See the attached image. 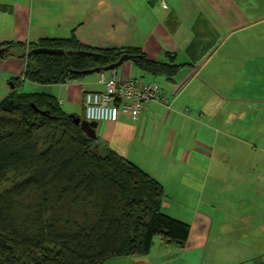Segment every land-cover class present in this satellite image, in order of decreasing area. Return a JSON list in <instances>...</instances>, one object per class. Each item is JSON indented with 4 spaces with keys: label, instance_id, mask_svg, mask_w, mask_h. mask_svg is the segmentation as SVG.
<instances>
[{
    "label": "crops",
    "instance_id": "1",
    "mask_svg": "<svg viewBox=\"0 0 264 264\" xmlns=\"http://www.w3.org/2000/svg\"><path fill=\"white\" fill-rule=\"evenodd\" d=\"M261 24L264 0L259 6L257 0H0V44L74 36L87 47L134 48L149 60L180 65L174 76H158L168 105L148 101L138 114L97 122L96 136L154 177L165 194L197 199L200 192L203 206L212 195L237 198L245 210L239 217L257 229L264 228V149L257 145L264 141L258 120L264 62H256L264 61V48L252 51L255 62L241 65L229 51ZM24 67L25 58L0 57V101L20 83L22 92L50 96L66 115L84 119V92L104 89L99 74L41 84L24 79ZM116 71L121 78L142 73L131 61ZM247 115L254 123L234 131ZM239 142L252 157L226 160L225 149ZM178 220L190 225L185 246L202 247L212 220L203 216L200 231L196 222ZM262 242L264 235L254 245Z\"/></svg>",
    "mask_w": 264,
    "mask_h": 264
},
{
    "label": "trees",
    "instance_id": "2",
    "mask_svg": "<svg viewBox=\"0 0 264 264\" xmlns=\"http://www.w3.org/2000/svg\"><path fill=\"white\" fill-rule=\"evenodd\" d=\"M0 48L2 57L25 58L23 78L41 84L80 80L82 70L123 54L134 55L144 76L170 78L180 66L149 60L139 49L87 47L74 36ZM19 86L0 101V183L9 184L0 192V264H103L146 256L156 236L184 248L190 225L162 212L165 193L154 177L87 137L54 98Z\"/></svg>",
    "mask_w": 264,
    "mask_h": 264
},
{
    "label": "rangeland",
    "instance_id": "3",
    "mask_svg": "<svg viewBox=\"0 0 264 264\" xmlns=\"http://www.w3.org/2000/svg\"><path fill=\"white\" fill-rule=\"evenodd\" d=\"M257 2L259 6L260 0ZM263 48L264 24H261L249 30L248 35L242 36L238 42V47L230 50L229 54L234 55L240 65L241 62L250 64V62H255L251 60L253 58L252 51L257 52ZM258 61L256 64L259 66L260 62H264ZM92 74L98 76L99 73ZM161 79V77L155 79L159 86ZM234 98L237 97L234 96ZM247 116V120L240 121L237 126L236 124L233 126L234 131L235 129L245 131L246 128L250 127L249 125L254 123L249 119L250 116ZM258 120L264 126V116H259ZM231 125L230 123L229 126ZM239 135L241 137V134ZM245 140H248L247 136ZM240 144L242 143L239 142L234 149H225L226 160L238 161L237 163H239L241 160H248L250 156L252 157L251 148L248 152V149ZM253 145L255 146V144ZM257 145L264 149V141ZM258 150L256 151L257 154L261 152ZM8 186L9 184L6 182L0 183V192ZM169 194L166 193L164 198H167V205H163L161 208L165 214L188 222L194 221L199 231L203 216H206L209 221L212 220L213 223L211 224L210 221L208 225L207 239L202 247H191L187 243L184 248H180L164 244L156 236L146 256L114 257L103 264H264V247L254 245L255 240L264 235V231L261 230L264 228L257 229L253 225L249 226L247 221L239 217L240 210H242L241 213H244L245 210L242 209L244 205L241 207L237 198L231 197V195H212L210 196V204L203 206L202 201H200V192L197 199L193 196L179 198L175 194ZM196 212L198 213L196 214Z\"/></svg>",
    "mask_w": 264,
    "mask_h": 264
},
{
    "label": "built area",
    "instance_id": "4",
    "mask_svg": "<svg viewBox=\"0 0 264 264\" xmlns=\"http://www.w3.org/2000/svg\"><path fill=\"white\" fill-rule=\"evenodd\" d=\"M99 73L102 91H85L83 95L84 119L89 122L116 121L119 113L138 114L144 104L156 100L168 105V98L154 78H146L143 73L136 77L121 78L116 69Z\"/></svg>",
    "mask_w": 264,
    "mask_h": 264
},
{
    "label": "water",
    "instance_id": "5",
    "mask_svg": "<svg viewBox=\"0 0 264 264\" xmlns=\"http://www.w3.org/2000/svg\"><path fill=\"white\" fill-rule=\"evenodd\" d=\"M6 51V48H0V57H2L4 55ZM35 52L37 53H45V54H57V53H62L61 49H57V48H49V47H37L34 49ZM84 54H88L93 56L95 59L98 58V53L95 52H91V51H82ZM134 55H129V54H123L118 61L111 63L109 65L106 66H101V67H92V68H88V69H84L81 71L82 74H91V73H100L102 71H109L112 69H116L118 68L120 65H122L125 61H130L133 59ZM74 72H79V71H74ZM32 105L35 107V104L32 103ZM36 108V107H35ZM38 111H40L41 113H45V111H42L38 108H36ZM70 118H72L73 122L76 125H80L81 130L86 134L87 137L89 138H94L96 136L95 133V128L97 126V122H89L77 115L74 114H70L69 115Z\"/></svg>",
    "mask_w": 264,
    "mask_h": 264
}]
</instances>
